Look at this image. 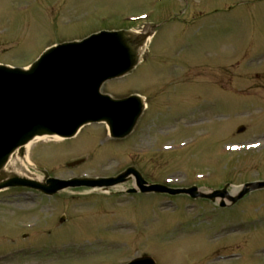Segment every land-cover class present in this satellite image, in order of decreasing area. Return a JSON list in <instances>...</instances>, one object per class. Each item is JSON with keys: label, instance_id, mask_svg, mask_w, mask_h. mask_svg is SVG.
Instances as JSON below:
<instances>
[{"label": "rangeland", "instance_id": "374dc122", "mask_svg": "<svg viewBox=\"0 0 264 264\" xmlns=\"http://www.w3.org/2000/svg\"><path fill=\"white\" fill-rule=\"evenodd\" d=\"M155 24L144 62L103 88L151 99L134 133L114 140L96 124L70 140L34 141L33 177H111L133 165L149 182L176 186L203 172L199 186L229 182L234 195L264 179V0H0V64L22 68L54 45ZM193 137L173 153L160 148ZM135 184L132 176L108 193L52 198L0 191V264H129L146 253L157 264H264V190L226 208L109 196Z\"/></svg>", "mask_w": 264, "mask_h": 264}, {"label": "water", "instance_id": "95a60500", "mask_svg": "<svg viewBox=\"0 0 264 264\" xmlns=\"http://www.w3.org/2000/svg\"><path fill=\"white\" fill-rule=\"evenodd\" d=\"M132 31H112L95 34L82 42L65 43L48 50L29 70L0 65V189L29 187L54 195L69 187H103L126 182L131 175L140 191L173 195L187 193L193 198H225L227 187L212 194H199L196 187L170 189L163 185H147L134 167L118 177L104 180L49 179V185L18 175H6V166L18 150L24 154L25 145L37 136L59 135L69 138L82 126L105 121L113 137L129 135L143 113L140 97L115 100L103 95L101 88L107 80L124 76L140 62L149 36ZM74 165V164H73ZM48 176V173H46ZM264 183L246 184L236 197V203ZM130 190V193L137 192ZM225 206L223 202L221 204ZM133 264H155L145 257Z\"/></svg>", "mask_w": 264, "mask_h": 264}, {"label": "bare ground", "instance_id": "6f19581e", "mask_svg": "<svg viewBox=\"0 0 264 264\" xmlns=\"http://www.w3.org/2000/svg\"><path fill=\"white\" fill-rule=\"evenodd\" d=\"M136 33V32H135ZM137 34V33H136ZM57 141H61L62 139L56 138ZM37 140H42L38 138ZM33 143L28 144L25 147V154L21 156L20 151H17L9 161L8 165L6 166V175H18L23 177L31 178L33 177L30 172V167L32 166V162L30 160V148Z\"/></svg>", "mask_w": 264, "mask_h": 264}]
</instances>
